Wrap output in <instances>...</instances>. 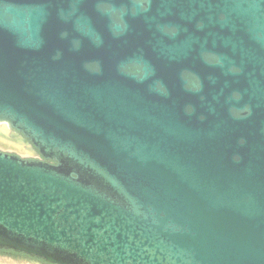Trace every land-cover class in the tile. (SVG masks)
Segmentation results:
<instances>
[{"label":"water","instance_id":"1","mask_svg":"<svg viewBox=\"0 0 264 264\" xmlns=\"http://www.w3.org/2000/svg\"><path fill=\"white\" fill-rule=\"evenodd\" d=\"M0 120V249L264 264V0H0Z\"/></svg>","mask_w":264,"mask_h":264},{"label":"bare ground","instance_id":"2","mask_svg":"<svg viewBox=\"0 0 264 264\" xmlns=\"http://www.w3.org/2000/svg\"><path fill=\"white\" fill-rule=\"evenodd\" d=\"M9 124L5 120H0V148L15 150L19 153H28L29 147L23 143L20 137H15L11 140ZM10 127V126H9Z\"/></svg>","mask_w":264,"mask_h":264},{"label":"flooded vegetation","instance_id":"3","mask_svg":"<svg viewBox=\"0 0 264 264\" xmlns=\"http://www.w3.org/2000/svg\"><path fill=\"white\" fill-rule=\"evenodd\" d=\"M0 150L7 152V153L19 155L16 151H13V150L3 149V148H0ZM7 258L11 260L10 262H14L15 264H21L23 260L29 261L33 264H48L47 262H45L42 259H39V258H36L33 256H29V255L22 253V252H16V251H13L11 249H0V263L4 262V260H7Z\"/></svg>","mask_w":264,"mask_h":264},{"label":"rangeland","instance_id":"4","mask_svg":"<svg viewBox=\"0 0 264 264\" xmlns=\"http://www.w3.org/2000/svg\"><path fill=\"white\" fill-rule=\"evenodd\" d=\"M8 128H9V131H10V133L12 132V130L10 129V127L8 126ZM21 138V137H20ZM23 143H25V142H23ZM26 145L28 144V143H25ZM28 147H29V152L28 153H19V152H17L20 156H22V157H24V158H37V159H39V157H38V155L35 153V150L28 144ZM9 150H11V149H9ZM13 151H15V150H13ZM6 261V262H5ZM11 260L10 259H8L7 258V260H4V262H2V263H0V264H15L14 262H10ZM22 263L23 264H33V263H29V262H27V261H25V260H23L22 261ZM21 263V264H22Z\"/></svg>","mask_w":264,"mask_h":264}]
</instances>
